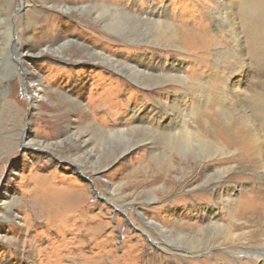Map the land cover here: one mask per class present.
I'll list each match as a JSON object with an SVG mask.
<instances>
[{"label": "rangeland", "instance_id": "1", "mask_svg": "<svg viewBox=\"0 0 264 264\" xmlns=\"http://www.w3.org/2000/svg\"><path fill=\"white\" fill-rule=\"evenodd\" d=\"M173 1H177L172 8H176V25L179 26L182 40L175 44L169 41L161 46L147 42L152 27L149 31H141L143 28L139 26H129L139 37L125 38L103 28L94 19L99 11L93 10L95 14H90L88 9L78 11L74 7L92 2H111L126 4L134 11H150L156 5L169 3V0H0V264H33L35 260L36 264H60L61 261L63 264L67 261L72 264H115L116 259L121 260L120 255L123 254L121 246L126 231L147 239L145 234L150 226L142 221L138 210L156 217L155 207L163 205L159 218L166 221V216H173L172 212L184 216L193 211V215L209 204L205 194L215 193L218 187L215 182L205 191L196 189L194 193L188 192V185L204 179L202 166H198L194 173L193 161L177 162L179 170L169 169L168 166L156 169L149 161L146 147L124 151L132 142L146 135L130 131L127 136L105 137L98 129L99 125L106 128L131 127L134 125L132 116L135 111L156 109L155 112L160 105H170L174 93H193L197 82L194 85L191 83L187 89L173 82L165 83V86L142 85L112 69L109 64L93 62L91 56L84 53V50L92 49L125 60L143 54L147 60H167L169 63L174 58L187 61L185 58L188 57L190 62L187 66L195 81L202 75L218 80L223 73L227 79L221 83L226 85L229 97H233L234 91L238 89L246 90L244 78L236 75L238 71L242 72L243 64L234 62L235 58L243 59L242 29L238 28V24L234 35L237 39L233 41L225 26L216 28L212 22L201 18L204 8L200 0H196L197 3L195 0ZM215 3L210 1L211 11ZM68 7H73L74 11L67 10ZM230 11L233 13L232 21L237 23L235 9ZM128 22L133 25V21ZM182 24H186L188 29L198 26L207 33L217 34V39L205 48L200 45H204V39H197L195 44L184 43ZM6 35L10 37L9 40L5 39ZM14 43L21 46L24 53L28 48L36 50L39 46L64 43L63 49L23 58L25 66H31L33 73L30 94L24 88L22 75L18 74V48H13ZM180 44L186 48L178 47ZM218 50L224 56L218 57ZM12 70L18 72L4 81V75ZM76 100L81 103L82 109L74 103ZM196 101L192 100L195 106ZM198 103L197 106L201 108L200 101ZM92 121L98 123L97 128ZM152 122L156 123V120ZM29 142L33 148L24 146V143ZM68 156L79 162L84 172L76 171L74 165L66 160ZM182 167L187 174L184 175ZM169 171L182 176L184 185L176 193L162 194L158 199L150 200L145 189L155 190L162 185ZM251 172L243 168L233 171L232 181H238L237 176L242 175L245 178L240 181L251 187ZM136 178L143 181L141 187L132 183L131 180ZM77 184L86 187L87 195L83 202L87 211L83 215L78 212L81 209L74 208L67 213L58 212L49 219L48 215L36 209L39 195H34L33 190L38 186L47 191L59 188L74 192L79 188ZM179 196L182 199L176 202ZM213 202L216 203V198ZM10 209L12 216L9 215ZM84 221L89 232L85 239L86 248L85 251L76 250L74 247L79 246L80 242L73 245L69 240L73 235L77 236V229L83 226ZM130 240L134 242L135 239ZM142 245L139 257L130 259L132 256H127L129 260L125 264H172L173 261L186 264L183 259L174 256L172 253L175 251L170 248L150 249L147 244ZM108 247L113 252L106 253ZM214 253L218 256L223 255L224 251L217 249ZM210 254L208 251L198 254L191 264H208L205 262ZM87 256L90 258L87 259ZM200 257L206 258L198 261Z\"/></svg>", "mask_w": 264, "mask_h": 264}, {"label": "bare ground", "instance_id": "2", "mask_svg": "<svg viewBox=\"0 0 264 264\" xmlns=\"http://www.w3.org/2000/svg\"><path fill=\"white\" fill-rule=\"evenodd\" d=\"M200 1L204 8L201 18L212 22L216 28L217 26H225L228 30L227 34L233 41L237 39L236 36L234 37L236 25L238 24V28L242 29L243 59L235 58L234 62L238 64L242 62L243 64L242 72L238 71L236 75L244 78L246 90L235 89L233 97H229L226 85L222 84L226 81L223 73L219 75V81L212 80L211 76L203 77L204 75L195 81L194 75H191L190 68L187 66L188 62H190L187 59L188 57L185 58L187 61L174 58V61L169 63L167 60L154 61L152 58L147 60L143 54H139L130 60H125L122 57L97 50H84V53L91 56L93 62L99 61L109 64L112 69L124 73V76L142 85L152 87L173 82L182 84L187 89L191 83L194 85V82H197V87L195 89L192 88L193 93H174L172 101L170 100V105H160L161 107L155 112L154 110L156 109L135 111L132 116L134 125L131 127L106 128V126H98L95 121H92V123L96 128L97 126L98 129L100 128L102 135L105 137L117 138L126 135L130 131L146 135V137H139L138 141L132 142L124 151L130 152L136 147H146L149 161L156 169L161 170L168 166L169 169L176 168L175 170H179L177 162L193 161L194 168H192L194 173L198 166H202L204 179L199 183L188 185L189 193H194L196 189L205 191L214 182L217 184L216 187L218 186L212 195L205 194L209 204L202 206L201 210L193 215H191L193 211H191V214H186L187 216H183V214L180 216L172 212L171 215L173 216H166V221H162L159 216L161 214L160 209L164 207L163 205L155 207L156 217L148 216L138 210L139 217L146 225L150 226L147 228V234H145L147 239H143L140 234H132L130 231H126L125 239L121 246L123 254L120 255L121 260L115 258L117 261L115 264H125V261L129 260L126 259L127 256L129 258L132 256L130 259L139 257L143 250V243L147 244L150 249L170 248L175 251L172 254L183 259L186 264H191L192 259L196 260L195 256L202 254L204 251L211 253L209 258L203 257V259L206 258L208 260L205 262L208 264H264V0ZM210 1L216 2L212 11L209 9L211 7ZM195 2L197 3L196 0ZM176 3L177 1L169 0V3L162 6L156 5L150 11H134L126 4L121 5L111 2L81 4L75 6L74 9L78 11L88 9L90 14H95L92 12L93 10L99 11L94 19L98 20V23L103 28L112 33L120 34L125 38L135 39L139 37V34L136 31L134 32V29H129V26L134 28L139 26L143 28L141 31H149L152 27L153 31L151 34L147 33V42L164 46L169 41L175 44L181 39L179 26L176 25L175 19L176 8H172V5ZM61 4L63 5L62 2ZM74 9L73 7L67 8L70 11H74ZM232 9L236 11L237 23L232 21L233 13L230 11ZM105 13H108V15H105ZM128 21H133V25ZM0 25L2 26V22H0ZM185 25L182 24L184 26L183 34L185 35L184 43L195 44L197 39H204V45H200L205 48L210 42L217 39V34L207 33L206 30L197 28L198 26L192 29L189 28V30ZM138 31L140 30L138 29ZM164 36H167V39ZM9 38L6 35L5 39L9 40ZM14 44L13 48H18L16 55L20 71H8L4 75V81H7L18 72L24 80L25 90L30 94V90L32 91L33 87L32 82L34 81L31 79L33 73L30 69L31 66L30 68L27 65V67L25 66L23 58L42 55L46 51L63 49L64 43L62 45H45L46 47H43L44 45L42 47L37 46L36 50L28 48L25 53L22 52L21 46H18L17 43ZM178 47L184 48L182 44L178 45ZM188 55L190 54L188 53ZM221 55L223 53L218 50L217 56L220 57ZM105 80L106 78L103 81ZM193 99H197L196 103L198 106L200 101L201 108L197 105L195 106L194 102H192ZM74 103L82 109L81 103L77 102V100ZM151 119L156 120V123H153ZM24 146L28 149L34 147L30 142L24 143ZM66 160L74 165L76 171L84 172L85 169L72 157L68 156ZM241 168L252 171L251 187L245 186V183L240 181L245 178L242 175L237 176L238 181H232L234 177L232 172L240 171ZM182 170H184V175L188 173H185L186 169L184 167H182ZM182 178V176L174 175L173 172L169 171L164 183L158 186L159 188L157 187L156 191L154 189H145V192L148 193L150 200H156L162 194L176 193L184 185ZM131 181L133 184H139L140 187L143 184V181L137 180V178ZM77 185L79 188L74 192L59 188H55L54 191H47L38 186V188L33 190L34 195H39L37 205L35 204L36 209L48 215L49 219L53 218L58 212L67 213L74 208L81 209L78 212L83 215L87 211L86 204L83 202L85 200L86 187L81 184ZM40 186L43 187L42 184ZM117 188L115 187V189ZM8 193L9 190L7 191ZM214 198H216V203L213 202ZM180 199L182 197L179 196L175 200L178 202L177 200ZM210 202H213V204L211 205ZM7 207L10 208L11 206L7 205ZM9 215L12 216L13 213L11 212ZM191 219H194V222H191ZM85 221L83 226L80 225L81 228L78 227L77 236L73 235L69 240V243L73 245L80 242L79 246H73L76 250L85 251L86 248L85 239L89 232L85 226ZM28 226L30 225L26 227ZM131 238L135 239L134 242H131ZM217 249L224 251L223 255L217 256L214 253ZM106 250V253L109 251L113 252V249L110 248ZM89 258L87 256V259ZM87 259L85 258V260ZM203 259L200 257L198 261ZM32 262L36 264V260ZM60 264H63V262L61 261ZM65 264H72V262L67 261ZM77 264H81V262ZM98 264L105 263L98 262ZM106 264L112 263L107 262ZM172 264L178 263L173 261Z\"/></svg>", "mask_w": 264, "mask_h": 264}]
</instances>
